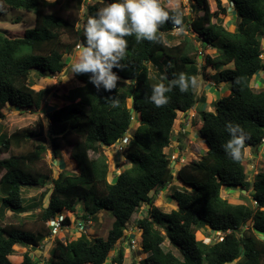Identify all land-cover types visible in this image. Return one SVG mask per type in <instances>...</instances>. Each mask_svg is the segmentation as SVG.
Wrapping results in <instances>:
<instances>
[{"label":"trees","instance_id":"16d2710c","mask_svg":"<svg viewBox=\"0 0 264 264\" xmlns=\"http://www.w3.org/2000/svg\"><path fill=\"white\" fill-rule=\"evenodd\" d=\"M191 1V10L202 13L192 19L181 10L160 4L170 16L182 15L184 28L197 35L201 50L190 38L171 44L177 26L169 21L158 29L157 42L136 43L134 37H126L128 49L122 61L126 68L113 69L123 81L116 89L98 91L89 82L91 74L72 73L81 85L71 89L58 107L46 114L52 155L55 159L66 156L74 166L72 170L55 174L45 160L47 147L37 140L34 129L0 134V155H8L0 159V264H37L29 252L21 260L15 255L19 247L34 250L49 238L51 231L46 226L51 219L63 215L62 225L69 226L79 219L91 221L102 211L113 217L105 238H89L79 232L56 239L45 264H264V169L251 182L244 160L246 148L254 157L258 155L264 138V89L255 91L251 85L253 76L264 69V0ZM85 2L0 0V10L4 6L9 11H31L35 16L34 27L20 37L0 29V120L5 118L3 110L7 106L28 113L42 108L50 90L33 89L31 72H36L37 79L60 73L66 66L64 55L72 54L83 41L87 18L111 0H95L92 5ZM50 8L56 9L47 12ZM227 8L236 16L233 32L223 25ZM207 48L215 49L217 55H204L200 66L197 57ZM208 68L215 71L216 82L230 84L229 94L211 103L214 111H200L198 133L206 151L198 161L179 168L177 187L172 184L173 169L164 149L170 145L177 112L187 113L197 102L198 79ZM180 73L195 77L196 86L187 92L174 87L166 93V105L152 104L149 97L153 86H168ZM110 99H117L118 106L114 107ZM131 110L139 115L138 126L124 150L131 167L108 182L103 147L121 141L131 130ZM229 123L240 125L246 134L239 160L230 158L223 147L230 139ZM49 186L35 207L25 208V188ZM166 188L176 203V209L170 212L154 207L150 195ZM230 188L250 192L249 197H240L248 204L223 199L221 190ZM251 201L256 204L250 205ZM80 204L83 209L78 215ZM142 205L148 206L146 215L137 220L136 227L141 230L140 252L146 257L127 263L118 249L109 258ZM5 211L16 216L28 214L34 228H28L25 222L4 223ZM201 230L220 232L222 239L214 243L198 240L199 233L203 237ZM165 241L178 255L163 249ZM242 256L244 260L239 261Z\"/></svg>","mask_w":264,"mask_h":264},{"label":"rangeland","instance_id":"374dc122","mask_svg":"<svg viewBox=\"0 0 264 264\" xmlns=\"http://www.w3.org/2000/svg\"><path fill=\"white\" fill-rule=\"evenodd\" d=\"M48 2H53L54 0H46ZM95 2V0H86L85 4L92 5ZM167 8L173 9V10H181L183 14L186 15V17L192 19L195 18L202 13H197L196 10H191V4L193 3L191 0H160ZM223 4L226 5V1H223ZM56 8H50L47 10V12H52ZM1 13L0 15V29L6 30L10 32V36L13 37H20L22 35V32L27 29H32L34 27V20L35 16L31 11H22V10H16V11H9L6 7L1 6ZM85 12V8L83 11L81 10V13ZM218 17L221 18L219 15ZM82 19V17H81ZM215 21V19H213ZM223 25L227 28L229 32H233L234 28L236 26V16L234 15V12L231 10V8H227V16L223 18ZM79 28H82V25H79ZM172 35L174 37V40H172L171 44H176L179 41L183 40L184 38H190L192 41H194V44L197 48V50H201V46L199 41L195 40L197 35L193 33L192 31H189L188 29L184 28V30L178 31L174 30L172 32ZM261 49H262V55L261 58L264 61V37L261 40ZM76 50V49H75ZM204 52L203 55H198L197 57L198 62L201 65L204 64V55H209L211 57H214L217 55V52L213 48H207L202 49ZM78 50L72 52V54L64 55V61L66 66L60 73H56L52 76H46L44 78L37 79L36 72L32 71L30 74V79L33 84V89L40 90V89H49L50 93L45 99L43 106L40 110H38L36 113H28V112H22L18 108L13 107H5L3 110V113L5 115V118L3 120H0V134H11L12 132L22 129V128H31L34 129L37 134L38 138L37 140L39 142H42L46 145L47 150L45 153V160L46 163L50 166L54 167L55 174L57 172H60L62 170H72L74 166L71 164L70 161L67 160L66 156L59 155L57 159H55L52 155L51 149L49 147V139H48V127H49V121L46 116V114L55 108L58 107L60 100L68 94V92L75 88L79 87L81 84L74 79L70 65L76 55ZM148 67L151 71V73H155L156 69L148 64ZM215 71L211 68H208L204 75L200 76L197 83L196 88V96H197V102L194 104V107L192 110H190L187 113H177L176 118L174 120L173 126H172V135L170 140V145L164 149V152L168 155L170 160V167L173 169V182L172 184L174 186L179 187L180 184L177 182L176 179V173L179 170V168L187 163L195 162L200 159V157L204 154L206 151L205 145L198 133V128L201 125V119H200V111H214L213 106L211 103L215 101L216 99H220L222 97H225L229 94V83H218L214 79ZM118 82L122 83V80H118ZM251 85L255 91H259L261 89H264V69L259 71L255 76H253L251 80ZM207 93V94H206ZM208 99L207 105L202 104L201 97L205 98V95ZM128 105H130L129 101H127ZM132 121L130 125L129 132H127L126 137L130 138L129 135L132 133V130L135 129L138 126V120L139 115L138 113L133 112L132 114ZM125 146L121 143H115L114 145H111L109 147H103V153L106 156L107 164H108V173H107V180L108 182H112L115 175H118L120 172H122L125 169H128L131 167V164L126 160L124 156ZM258 157H261L259 160L253 159V155L251 159H249L250 152L246 153L244 152V158L246 157L245 161V170L247 179L249 181H254L255 175L259 171H262L264 169V146L260 147L257 152ZM8 155H0V159L6 158ZM90 156L95 157L96 155L90 153ZM258 164L256 165V163ZM65 163V165L63 164ZM256 167H253V166ZM252 167V168H251ZM56 176V175H54ZM51 187L49 186L46 188H39V187H30L25 188L23 191V205L25 208L28 207H35L37 204V199L39 198L40 194L45 191V189L49 190ZM152 196L153 206L161 210L162 212H170L173 209H176V203L170 198V190L166 188L165 190H158L157 192H153L150 194ZM221 197L223 199H226L229 203L232 204H248L247 201H244L241 199V196H250V192H242L240 193L239 189H223L220 193ZM250 203V202H249ZM250 205H254V202L251 201ZM83 206L80 204L78 205V212L77 214L80 215L82 213ZM146 209L147 207L142 205L131 217L130 221L128 222L126 229H125V235H133L135 237L137 246L134 249L129 248L127 243L125 241H120L116 244L114 249L109 253V258L114 256L116 251L118 249H121L124 254V260L127 263L132 262V259L134 258L135 261H139L141 258H144L145 255L141 254L139 245H140V230L136 227V222L138 219H140L142 216L146 215ZM32 211V210H31ZM34 211H38V209H34ZM28 214H21L20 216H16L14 214H10L5 211L4 214V223H17V222H25L26 226L30 229L34 228L35 225L30 224V219L27 217ZM71 217V220L73 221ZM79 219L78 221H80ZM113 221L112 215L107 211H102L98 213L93 219H91L90 224L88 225V228L86 230V234L89 238L93 237H101L105 238L107 235L108 230L111 227V223ZM82 223H87L86 221H82ZM88 224V223H87ZM47 229L50 230L49 225L46 226ZM74 224L66 226L63 228L60 234L56 236H51L43 241V243L37 248V249H30V251H26L27 249H24L22 247L18 248L17 254L15 257H17V260H21L22 255L25 252H29L30 256L36 260L37 264H45L47 262V259L49 258V251L54 246V241L56 239L64 240L66 237H70L73 233L74 235H78L79 232L73 231ZM245 228L241 229V231H244ZM203 235L198 234L197 239L198 240H204L207 243H214L215 241L222 239V233L220 232H208L207 230H201L200 231ZM211 235V237L209 236ZM259 235V234H258ZM261 237V236H260ZM163 249L165 251L171 249L176 255L177 251L175 249L170 248V246L167 244V241H165L162 245ZM244 256L241 257L239 261H243ZM108 264V261H107ZM236 264V262L232 263Z\"/></svg>","mask_w":264,"mask_h":264},{"label":"clouds","instance_id":"9594fccd","mask_svg":"<svg viewBox=\"0 0 264 264\" xmlns=\"http://www.w3.org/2000/svg\"><path fill=\"white\" fill-rule=\"evenodd\" d=\"M169 21L177 26L178 31L184 30L182 15L178 13L170 16L161 6L160 0H111L89 16L83 25V41L77 45L78 49L75 48L78 51L70 65L71 72L73 75L91 74L89 82L98 91L116 89L120 78L113 69L123 71L126 68L122 63L128 49L126 37H134L136 43L157 42L158 29ZM195 86V77L180 73L168 86L163 83L154 85L149 101L156 107H162L168 103L166 93L174 87L187 92L190 87ZM110 101L114 107L119 104L117 99ZM226 127L230 139L223 145L224 150L230 158L239 160L246 134L238 124L229 123ZM128 140L129 138L127 142ZM263 146L261 143V147Z\"/></svg>","mask_w":264,"mask_h":264},{"label":"built area","instance_id":"2783aa9c","mask_svg":"<svg viewBox=\"0 0 264 264\" xmlns=\"http://www.w3.org/2000/svg\"><path fill=\"white\" fill-rule=\"evenodd\" d=\"M175 30H177V29H175ZM76 48L78 49V47H76ZM119 143H121L122 145H125L127 143V138L126 137L123 138L121 140V142H119ZM261 143L264 145V138L262 139ZM254 204H256V202H254ZM63 217L64 216L61 215V216H58V217L51 219L49 221L51 236L54 237V236L60 234L61 231L63 230V228L66 227V226L62 225ZM86 222L88 224L82 223V220H80V221L76 220V222H74L75 228H73V231H75V232L81 231L83 233H86V230L88 228V225L90 224V221H86ZM121 241H125L127 243V245L129 246V248H131V249H134L137 246V243H136L137 240H135V237L133 235H124V237L122 238ZM138 247L140 249V245Z\"/></svg>","mask_w":264,"mask_h":264},{"label":"crops","instance_id":"0c3cea01","mask_svg":"<svg viewBox=\"0 0 264 264\" xmlns=\"http://www.w3.org/2000/svg\"><path fill=\"white\" fill-rule=\"evenodd\" d=\"M207 94V93H206ZM206 94L204 95L205 96V98L204 97H201V101H205L204 103L202 102V104L203 105H205V107H206V105H207V101H208V99H207V97H206ZM177 113H182V112H177ZM245 151H246V153H248V152H250V155H248L249 156V159H251V157H252V155H251V150H250V148H246L245 149ZM259 156V155H258ZM258 156H253V159H256V160H259L261 157H258ZM246 157L244 158V160L246 161ZM258 164V162L256 163V165ZM253 167H256L255 165L253 166ZM252 168V167H251ZM255 176H256V174H254Z\"/></svg>","mask_w":264,"mask_h":264},{"label":"water","instance_id":"95a60500","mask_svg":"<svg viewBox=\"0 0 264 264\" xmlns=\"http://www.w3.org/2000/svg\"><path fill=\"white\" fill-rule=\"evenodd\" d=\"M130 113H133V110H131ZM147 207H148V206H147Z\"/></svg>","mask_w":264,"mask_h":264}]
</instances>
